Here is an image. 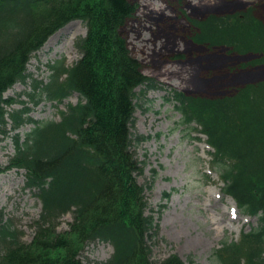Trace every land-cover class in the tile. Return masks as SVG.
<instances>
[{"label": "trees", "instance_id": "trees-1", "mask_svg": "<svg viewBox=\"0 0 264 264\" xmlns=\"http://www.w3.org/2000/svg\"><path fill=\"white\" fill-rule=\"evenodd\" d=\"M228 1L226 9L186 17L178 33L191 43V51L183 53L224 49L226 55L240 57L227 68L233 74L264 68L263 5ZM137 7V0H0V134L6 115L15 128L32 124L23 138L14 134V153L0 173L25 169L26 185L38 190L42 202L29 242L0 211V264H81L84 246L100 240L109 242L113 252L95 264H185L175 253L151 260L158 226L146 213L150 185L137 181L143 166L132 150L130 130L135 88L152 84L128 47L127 28ZM145 18L153 22L149 31L154 39L172 32L173 26L164 22L174 19ZM76 19L86 27L76 40L79 59L69 67L61 61L49 65L48 81L33 80L27 96L36 103L37 91L49 99L77 91L78 102L61 111L59 121L24 118L26 107L6 112L3 105L13 101L2 94L29 78L26 64L34 51ZM173 98L181 122L199 126L214 147L212 166L225 182L224 191L243 211L259 216V225L239 241H222L214 259L219 264H264V79L218 95L175 92ZM66 213L72 221L68 230L58 232L56 220Z\"/></svg>", "mask_w": 264, "mask_h": 264}, {"label": "rangeland", "instance_id": "rangeland-1", "mask_svg": "<svg viewBox=\"0 0 264 264\" xmlns=\"http://www.w3.org/2000/svg\"><path fill=\"white\" fill-rule=\"evenodd\" d=\"M188 1L190 6L202 8L214 6L221 0ZM261 1L238 0L243 7L255 2L264 7ZM166 3L173 5L175 10L167 7ZM136 12L127 28L128 47L141 62L144 75L154 83L152 87L143 85L135 89L136 108L131 128L132 150L143 166L137 181L146 187L150 185L145 190L148 201L146 213L154 216L158 226L159 237L157 244L151 246V260L161 261L175 253L185 264H219L214 259L213 251L221 246L222 241L231 242L232 239H238L240 233L258 226L259 216H246L245 212L237 208V218L232 217L230 208H234L235 202L223 193V183L217 173L210 169L211 149L205 146L206 137L199 133V128H195L194 124L181 122V114L174 106L172 93L178 90L218 95L242 83L264 79V68L228 73V66L236 63L240 57L226 55L224 49L187 54L184 60L175 61L173 50L191 51L188 49L191 43L178 33L180 26L186 25L184 15L196 16L185 5V0H139ZM146 13L154 17L160 13L172 17L176 15L179 19L165 21V24L173 26L170 29L172 32L162 34L157 41L152 42L149 28L153 22L141 20ZM262 13L264 19V8ZM67 25L74 28L70 41L64 31L48 50L43 52L39 48L27 63L26 72L30 79L14 84L3 93V98L16 101L3 106L6 112L21 111L26 107L28 112L25 117L37 121H57L59 111H65L69 104L78 102V94L75 93L67 95L58 103L38 91L36 103L27 96L33 91V80L43 83L48 81L51 73L49 65L61 61L65 66H70L80 57L75 43L79 36L85 35L86 27L80 20ZM206 73L211 75L206 77ZM5 122L4 134H0L2 167L8 165L14 153V134L19 133L23 138L32 127V124H23L13 129L14 124L8 115ZM137 135L146 138L137 142ZM164 193H169V196L166 198ZM0 211L4 219L11 220L23 241L32 240L33 223L39 218L41 203L36 190L26 185L24 169L12 168L0 174ZM71 221L70 213L63 214L56 220V230H68ZM112 251L110 243L94 241L84 246L79 259L81 264H95L107 259Z\"/></svg>", "mask_w": 264, "mask_h": 264}, {"label": "bare ground", "instance_id": "bare-ground-1", "mask_svg": "<svg viewBox=\"0 0 264 264\" xmlns=\"http://www.w3.org/2000/svg\"><path fill=\"white\" fill-rule=\"evenodd\" d=\"M187 3L191 4L188 0H187ZM233 3L236 4L237 3V0H233ZM167 7L170 8V6L172 5H166ZM228 8V5H225L224 2L221 0L220 2H218L217 4H215L214 6H211V7H200V8H196V7H192V11L194 13H199V14H203L207 11H210V10H220V9H226ZM164 14V13H163ZM67 32L68 36H69V41L72 37V34L74 32V28L70 25H67V26H64L63 28L59 29L58 31H56L54 34H52L46 41L45 43L43 44V46L41 47V49L43 50V52L45 50H48V47L51 46L54 41L56 40L57 36L61 33V32ZM65 41V39H63ZM222 213V212H220Z\"/></svg>", "mask_w": 264, "mask_h": 264}]
</instances>
